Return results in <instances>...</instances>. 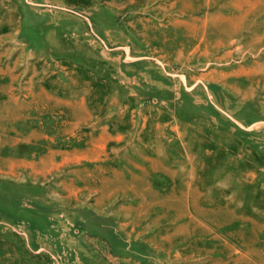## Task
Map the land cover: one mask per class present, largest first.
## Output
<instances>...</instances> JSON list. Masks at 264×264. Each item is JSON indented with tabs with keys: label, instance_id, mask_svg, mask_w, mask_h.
Wrapping results in <instances>:
<instances>
[{
	"label": "rangeland",
	"instance_id": "obj_1",
	"mask_svg": "<svg viewBox=\"0 0 264 264\" xmlns=\"http://www.w3.org/2000/svg\"><path fill=\"white\" fill-rule=\"evenodd\" d=\"M0 264H264V0H0Z\"/></svg>",
	"mask_w": 264,
	"mask_h": 264
}]
</instances>
